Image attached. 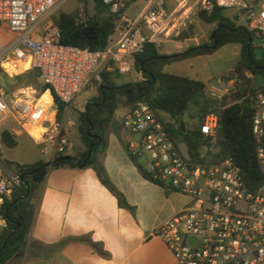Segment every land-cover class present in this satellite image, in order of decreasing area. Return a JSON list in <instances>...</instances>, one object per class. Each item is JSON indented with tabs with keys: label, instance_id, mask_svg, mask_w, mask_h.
Wrapping results in <instances>:
<instances>
[{
	"label": "built area",
	"instance_id": "built-area-1",
	"mask_svg": "<svg viewBox=\"0 0 264 264\" xmlns=\"http://www.w3.org/2000/svg\"><path fill=\"white\" fill-rule=\"evenodd\" d=\"M66 0H0V68L12 77L34 71L46 86L51 103L41 102L42 94L28 88L11 97L0 90V125L10 120L51 162L68 155L69 132L57 122L54 97L64 111L100 74L120 77L133 71L132 58L141 54L146 44L163 48L168 42L178 46L179 36L187 30L198 12L211 13L216 8L236 10L248 32L259 35L264 52V0L258 7L245 0H141L146 6L134 18L129 7L139 0H101L110 14H120L115 34L103 51L65 46L49 19ZM9 66L12 74L4 67ZM233 81L220 82L213 91L227 94ZM248 97L253 109L252 135L261 182L250 188L241 170L226 159L212 163L205 153L194 158L184 145H176L162 121L145 102L120 116V125L129 136L127 152L132 159H142L148 180L188 199L185 207L160 224L153 232L171 252L175 264H264V84ZM223 94V95H224ZM217 117L208 115L200 126L210 146L215 143ZM40 129L34 137L32 130ZM1 133V132H0ZM182 147L184 151L182 150ZM0 156V209L10 193L22 184L21 176L6 168ZM5 226L0 216V230Z\"/></svg>",
	"mask_w": 264,
	"mask_h": 264
},
{
	"label": "trees",
	"instance_id": "trees-1",
	"mask_svg": "<svg viewBox=\"0 0 264 264\" xmlns=\"http://www.w3.org/2000/svg\"><path fill=\"white\" fill-rule=\"evenodd\" d=\"M93 2L96 13L85 21H79L78 14L60 13L52 18L58 30L60 44L93 52L107 48L116 32L120 14H110L101 0H93ZM197 17L204 23L216 24V27L224 26L215 34L214 40L217 43L215 49H197L209 47L207 45L191 47L188 49H195L191 53L162 60L160 58L167 54L162 53L161 48L157 49L151 44H146L143 52L132 58L133 70L142 77L141 82L119 84L120 76L105 72L100 74V81H94L97 96L91 99L92 105H89L87 111L85 110L79 117L77 130L84 146L82 151L75 155L59 156L50 163L39 161L22 165L4 160L6 168L16 171L21 176L22 184L15 189V196L6 199L0 209V216L5 221V226L0 230V264H7L23 252L35 219L36 201L48 172L78 168L77 164H83L90 146H92L91 156L84 167L93 168L100 182L117 198L119 206L132 211V208L126 205L121 196L110 186L102 167L96 160V154L103 146L104 137L121 98L128 108L125 113L132 111L138 102L147 103L162 121L173 142L176 145H184L192 157L199 158L203 148H208L206 152L208 160L218 163L231 159L241 170L244 181L250 188H255L261 182L252 135L253 109L248 100V97L255 93L252 90L254 77L259 75L264 78V68H262L264 52L260 59H255L251 51L253 38L259 40V35L249 32L251 37L249 59L247 55L249 38L241 30L245 27L237 26L233 20L225 16L223 10L218 8L209 14L198 12ZM186 32L187 30L178 39H186ZM214 40L211 38V46ZM227 45L240 46V59L235 68L221 78L223 82L233 81V84L230 92L220 98L208 95L206 84L200 80L163 72L167 64L209 55ZM256 68L260 69L256 70ZM31 72L34 79H37V73ZM40 90L41 93H45L47 87L41 86ZM53 101L58 119L63 114L65 106L55 97ZM211 114L218 120L215 143L212 146L200 132L204 119ZM164 116L169 117L171 121H167ZM185 120L192 123L191 128H187ZM90 127L92 129L88 136L87 131ZM0 141L6 149L17 146L16 136L7 130L0 133ZM132 160L142 175L148 179L146 170L135 159ZM30 248L36 252L42 249V246L32 243Z\"/></svg>",
	"mask_w": 264,
	"mask_h": 264
},
{
	"label": "crops",
	"instance_id": "crops-1",
	"mask_svg": "<svg viewBox=\"0 0 264 264\" xmlns=\"http://www.w3.org/2000/svg\"><path fill=\"white\" fill-rule=\"evenodd\" d=\"M173 46L164 54L181 53ZM20 134L15 133L16 140ZM128 142L120 123L111 121L96 160L132 211L119 206L93 168L51 170L36 201L28 242L7 264H175L153 232L184 209L188 199L146 179L127 152ZM39 161L36 158L27 164ZM32 243L42 249L32 251Z\"/></svg>",
	"mask_w": 264,
	"mask_h": 264
},
{
	"label": "rangeland",
	"instance_id": "rangeland-1",
	"mask_svg": "<svg viewBox=\"0 0 264 264\" xmlns=\"http://www.w3.org/2000/svg\"><path fill=\"white\" fill-rule=\"evenodd\" d=\"M249 5L258 7L262 0H245ZM146 6L145 2L139 0L135 5L131 6L127 10V16L134 18L141 10ZM78 14L79 21H85L96 13L95 5L93 0H66L62 3L56 12L49 18H52L57 14ZM102 13V12H100ZM226 17L230 18L235 22L237 26H245L243 16L236 10L224 11ZM53 22V21H52ZM216 29V24H207L202 22L197 15L193 16L191 23L187 28L186 41L182 45H178L181 52L191 47L198 46H211V35ZM118 38L117 34L112 36V41H116ZM1 40H10L11 36L3 34L0 37ZM185 40V39H184ZM184 40L178 39L183 42ZM261 42L257 38H253L251 51L255 59H260L263 56V52L260 49ZM174 46L171 42H168L161 48V52L165 53L169 49H173ZM240 59V46L238 45H227L214 51L213 53L205 56H197L184 61L173 62L167 64L163 71L166 74L183 76L191 79H197L207 84L206 93L211 96L210 90L218 89L219 81L229 71L233 70ZM142 77L133 70L129 75L120 77L119 84H132L141 82ZM43 82L37 78L34 79L32 72L20 73L9 77L0 68V90L8 97L15 94L22 93L28 88L41 92L40 87ZM214 93L222 96L224 93L213 91ZM97 96V87L92 82L71 104L68 111H64L61 117L58 118L57 122L63 124V127L69 132L70 143L68 151L75 155L78 151H82L84 146L80 140L78 134V124L80 114L85 111V107L90 103L91 99ZM127 107L123 103V99H120L118 109L115 111L112 122L120 123V116H122ZM167 121H171L169 117L164 116ZM186 121L187 128L192 127L190 121ZM7 130L8 132L15 135L16 132H21L17 137V146L13 149H6L0 141V156L4 157V160H8L17 164H27L36 158H40L41 162L48 163L49 155L40 154V147L34 144V142L25 135L18 127L11 123L10 120H5L0 125V132ZM80 145V146H79ZM79 146V147H78ZM78 147V148H77ZM182 150L184 151L183 147ZM205 150H202V154ZM138 162L146 167L142 159ZM187 207H193L192 203L187 204Z\"/></svg>",
	"mask_w": 264,
	"mask_h": 264
},
{
	"label": "water",
	"instance_id": "water-1",
	"mask_svg": "<svg viewBox=\"0 0 264 264\" xmlns=\"http://www.w3.org/2000/svg\"><path fill=\"white\" fill-rule=\"evenodd\" d=\"M220 28H224V26H223V25H218V26L216 27V29L214 30V32H213L212 35H211V38H212L213 40L215 39V34H216V32H217L218 29H220ZM241 30L244 31V32L248 35V38H249V40H248V44H247V55H248V58L250 59V38H251V37H250L249 32H248L246 29L241 28ZM216 46H217V43H216V41L214 40L212 46H210V47H199V48H197V49H204V48L215 49ZM194 50H195L194 48H192V49H188V50H186V51H184V52H181V53H178V54L163 56V57H161L160 59H162V60H167V59H170V58H174V57H177V56L184 55V54H186V53H191V52H193ZM262 68H264V65H263ZM259 69H260V68H256V70H259ZM152 82H153V81H152ZM263 84H264V78H263L262 76H259V75H258V76H255V77H254V81H253V85H252V90L257 91L260 87L263 86ZM89 105H92V103H88V104L86 105V107H85V110H86V111H87V108H88ZM181 127L183 128V123H181ZM91 129H92V127H90V129L87 131L88 136H90V131H91ZM99 142H100V140L98 139V143H99ZM91 150H92V146L89 147V150H88V153H87V157L85 158L83 164H82V165H78V164H77L78 168H83V167L85 166V162H86V161L90 158V156H91ZM14 196H15V191H12V192L10 193V197L12 198V197H14ZM12 233H13V231L11 232V234H12Z\"/></svg>",
	"mask_w": 264,
	"mask_h": 264
},
{
	"label": "bare ground",
	"instance_id": "bare-ground-1",
	"mask_svg": "<svg viewBox=\"0 0 264 264\" xmlns=\"http://www.w3.org/2000/svg\"><path fill=\"white\" fill-rule=\"evenodd\" d=\"M8 72H11L12 74H16V72H12L11 68L7 65H5L4 67ZM41 102H43L46 106L49 105L50 103V97H49V94L48 93H45L42 95L41 97ZM40 129L38 130H32L31 131V134L34 136V137H37L39 134H40Z\"/></svg>",
	"mask_w": 264,
	"mask_h": 264
}]
</instances>
